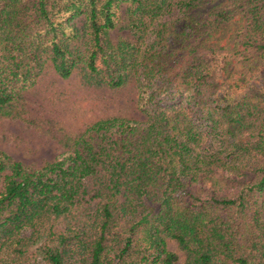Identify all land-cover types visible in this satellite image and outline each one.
I'll return each instance as SVG.
<instances>
[{"label": "trees", "instance_id": "obj_1", "mask_svg": "<svg viewBox=\"0 0 264 264\" xmlns=\"http://www.w3.org/2000/svg\"><path fill=\"white\" fill-rule=\"evenodd\" d=\"M45 69L132 79L143 120L0 151V264H264V0H0V117Z\"/></svg>", "mask_w": 264, "mask_h": 264}, {"label": "rangeland", "instance_id": "obj_2", "mask_svg": "<svg viewBox=\"0 0 264 264\" xmlns=\"http://www.w3.org/2000/svg\"><path fill=\"white\" fill-rule=\"evenodd\" d=\"M125 7L117 12L118 26L108 33L115 43L131 36L123 27ZM81 19L75 21L80 27ZM81 70L59 79L45 69L35 84L0 117V151L14 162L33 170L68 150L70 140L91 123L113 117L141 121L136 109V91L132 79L117 89L87 80ZM167 249L174 252L177 264H184V255L173 242Z\"/></svg>", "mask_w": 264, "mask_h": 264}]
</instances>
